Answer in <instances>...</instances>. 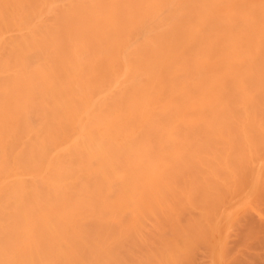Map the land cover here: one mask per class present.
Wrapping results in <instances>:
<instances>
[{"label": "bare ground", "instance_id": "obj_1", "mask_svg": "<svg viewBox=\"0 0 264 264\" xmlns=\"http://www.w3.org/2000/svg\"><path fill=\"white\" fill-rule=\"evenodd\" d=\"M263 200L264 0H0V264L264 263Z\"/></svg>", "mask_w": 264, "mask_h": 264}, {"label": "rangeland", "instance_id": "obj_2", "mask_svg": "<svg viewBox=\"0 0 264 264\" xmlns=\"http://www.w3.org/2000/svg\"><path fill=\"white\" fill-rule=\"evenodd\" d=\"M263 201H264V200H263ZM261 204H262V206H260V208L263 207L264 202L261 203ZM263 209H264V208H262V211L264 212ZM252 215H253V218H254V219H251L252 216L249 215V218H250V216H251V218H250L251 220H247V221H249V222L252 221L251 223L253 224V222L255 221L254 213H252ZM255 216H256V215H255ZM249 222H248V223H249ZM255 222H256V221H255ZM255 222H254V225H255V224L259 225L258 222H256V223H255ZM246 224H247V223H246ZM249 225H250V224H249ZM249 225L247 224L248 227L253 226V225H250V226H249ZM262 225H263V224H262ZM260 226H261V224H260ZM258 227H259V226H258ZM258 227H257V228H258ZM262 228H263V227L261 226L259 229H262ZM263 230H264V228H263ZM236 236H237V237H236ZM229 238H230V237H229ZM239 238H240L239 235H236V234H235V235H232L231 238H230V241L228 240L230 243H229V242H228V243H229V244H232V246H235V247H233V248H236V246H238L239 243L241 244V242H243V241H242V237L240 238L241 241H238V240H240ZM259 238H260V237H259ZM259 238H258L257 240H260ZM243 239H244V238H243ZM254 239H255V238H254ZM245 240H246V239H245ZM245 240H244V241H245ZM248 240L252 241V239H247V241H248ZM257 240H256V241H257ZM261 240L264 241V240H263V237L261 238ZM261 240H260V242H262ZM250 241H248V242H250ZM253 241L255 242V240H253ZM254 242H252V243L254 244ZM260 242L258 241V243H256V242H255V243H256V245L259 246V243H260ZM252 243H251V244H252ZM262 244L264 245L263 242L260 243V245H262ZM241 245H242V244H241ZM256 245H255V246H256ZM232 246H231V247H232ZM252 246H253V245L250 246V244H249L248 250L246 249V251H249V248L251 249ZM258 246H256V247H257V250H255V251H252V250H254V249H256V248H255V247H252V249L250 250V252H252V253L254 252V253H253L254 255H255V254H260V253H259V248H260V247L258 248ZM229 247H230V245H229ZM231 247H230V248H231ZM238 247H239V246H238ZM261 247H262V249H263V246H261ZM233 248H232L233 252L236 253V251H238V249L235 251ZM239 248H240V247H239ZM262 249L260 248L261 252H262ZM229 251H230V250H229ZM256 251H258V253H257ZM230 252H231V251H230ZM233 252H232V253H233ZM255 252H256V253H255ZM232 253H230V254H232ZM248 253H249V252H248ZM263 253H264V250H263ZM263 253H261L260 255L262 256ZM233 254H234V253H233ZM243 254H244L245 256H248V255H246L247 253H246V254L243 253ZM206 255H207V254H206ZM228 255H229V254H228ZM250 255H251V254H250ZM200 256H201V257H202V256L205 257V254H202V255H200ZM251 256H252V255H251ZM256 256H257V255H256ZM201 257H200V258H201ZM204 257H203V258H204ZM207 257H208V258H206V259L209 260V256H208V255H207ZM242 257L244 258V256H242ZM248 257H249V256H248ZM259 257H260V256H259ZM200 258H199V259H200ZM203 258L200 259L202 262H203ZM246 258H247V257H246ZM251 258H252V257H249V261H248L247 259H246V261H245L244 259L241 258L240 262H244V264H249V262L252 261V264H253V260L250 261ZM253 258H254V257H253ZM261 258H262V257H261ZM204 259H205V258H204ZM259 259H260V258H259ZM259 259H258V260H259ZM254 260H255V259H254ZM263 260H264V258H263ZM205 261H207V260H205ZM205 261H204L203 263H207V262H205ZM259 261H262V260H259ZM199 262H200V261H199ZM245 262H246V263H245ZM255 262H256V263L258 262V261H257V258H256ZM241 264H242V263H241ZM257 264H264V263H263V262H258Z\"/></svg>", "mask_w": 264, "mask_h": 264}]
</instances>
